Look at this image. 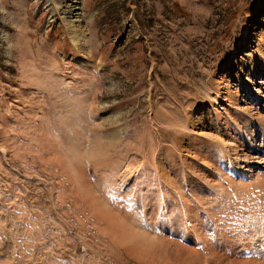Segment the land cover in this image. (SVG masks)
<instances>
[{"label": "rangeland", "instance_id": "374dc122", "mask_svg": "<svg viewBox=\"0 0 264 264\" xmlns=\"http://www.w3.org/2000/svg\"><path fill=\"white\" fill-rule=\"evenodd\" d=\"M76 3L0 0V264H143L93 191L146 233L245 260L260 198L215 171L216 140L235 141L241 172L217 168L235 185L264 177V0Z\"/></svg>", "mask_w": 264, "mask_h": 264}, {"label": "bare ground", "instance_id": "6f19581e", "mask_svg": "<svg viewBox=\"0 0 264 264\" xmlns=\"http://www.w3.org/2000/svg\"><path fill=\"white\" fill-rule=\"evenodd\" d=\"M77 1H78V3H76V5L81 4V0H77ZM69 24L70 23L67 21V25H69ZM224 135H226L228 137V139L227 140L226 139H222V137H220V139H219V136H218L217 139H219V140H216L217 141L216 144H217L218 147H220V146L224 147V150L226 151L227 157L225 155H222L220 157L219 165H218V163H216V164L218 165V167L221 165L220 167H222L224 171L229 172L230 170H232L233 174H236L238 172H241V170H242V168L240 166V164H241L240 160L241 159H239L238 157H235V159L230 158V155L232 156V153L233 154L235 153V155H236V144L234 143L235 141L233 140V137H231L228 134H224ZM262 137H263V140H264V134H262ZM249 143H250V145H249V147H250L249 150L250 151H254V152L258 151L257 150L258 148L254 147V145H253L254 144L253 140L251 142H249ZM99 151H101V150H99ZM101 155H103V153ZM205 165L208 166L207 163ZM79 166L80 165H78L76 167L78 168ZM82 167H84V166H82ZM217 168L216 169L214 168L215 171L221 177H224L223 179L227 180L228 182L230 180V185H233L232 187H235V189H240L241 187L242 188L243 187H247L246 191L243 190L244 192H248L250 194L251 193H253V194L256 193L257 194L256 197L258 198V200L260 198L259 203L261 204L263 202V204H261V206H259L260 204L258 202L257 203L259 205L257 203H255V204L253 203L254 205H258V206H256V209L252 206L253 204H251V206L253 208L251 206L249 207L251 209H254L253 210L254 214H253V217L250 216L251 217V221L249 220V222H248V225H249L250 229L246 228L247 230L244 231V234H246L247 237H249V239L247 241H245L246 240V239L244 240L245 236L243 238H241V241L243 242L242 243L243 245L241 246L243 249H241V250H242V254H244L245 250H250V254H252V255L250 256L248 254L249 257L246 256V258L242 256V258H245V260H243V259L242 260H239V259L233 260L232 258L221 256V255H219L218 252L214 251L213 248L210 247V245H207V247H205L204 252L202 254L201 252H199L197 250H193L191 248L190 249L186 248L185 246H182L179 243L166 240L165 238L159 237L157 235L155 236V235L146 233V232L142 231L141 229L136 228L137 226H135V224L132 223L134 221L132 220L131 217L128 218L126 216V214H124L123 212L122 213L120 211L117 212L118 210L116 211V210H113L112 208H110L102 200H99V198H98L99 196L97 197L96 196L97 194H95L94 191L92 192L93 194H91L89 188H92V187L87 188V186H89V185H87V183H86L85 189H88L89 192H87V193L85 192V193L87 194V197H89V199L92 198L91 199L92 208L97 210L96 213L98 212L97 214L96 213L95 214L99 218L102 217V219H105V221L104 220L103 221L106 222V224H107L106 225L107 226V230H109L110 233L120 243V245L126 249L128 254H131V256H133V258H137V260H139L138 258H141L142 260H144V261H142L144 263H145V261H155L156 260L159 263L167 262L168 264H172L170 262L171 258H169L168 254H167L168 252H170V254H172V255L174 254V256L176 257V260L178 261L179 264H181L182 261L184 262V260H187L189 264H207L208 262H210V263L212 262V263H215V264H221L222 261H224V259L226 260L227 264H264V257H263L264 254H262L264 252V208H263L264 207V177L256 179L255 182L250 184L249 186H248L249 183L248 184H244V183H239V182H238L237 185H235L234 184L235 179L233 177L229 176V174H231L230 173L231 171L229 172V174H225L226 175L225 176V175H223L224 173L222 174V171L220 170V168H219V170ZM76 170L74 172L76 173L75 176L78 178L77 175L80 176V174H78V172ZM211 172H213V170H211ZM214 177L217 178L216 174H215ZM244 177L245 176L243 175V178ZM219 178H218V180H219ZM79 180L81 181V185L82 186L85 185V184H83L84 181L82 183V179L80 177H79ZM76 181H78V180H76ZM76 183H77V186H78V184L80 182L79 183L76 182ZM218 183L219 182L214 183V184L219 186ZM81 185H80V187H82ZM230 185H229V187H230ZM81 189L84 190L83 187ZM222 190H224V189L222 188ZM226 190H228V189H226ZM88 193H90L91 198H90V195L88 196ZM175 195H177V193ZM179 197L181 198V195ZM249 199H251V198H249ZM161 202L163 203V201H161ZM181 203H183V202L181 201ZM163 206H164V204H163ZM183 206H184L183 219L185 221V224H187L189 226V227L188 226L186 227V231H188V230L194 231L195 238H199L198 237L199 236L198 229H196L197 228L196 224L198 223L196 214H195V217H194V215L192 214L193 210L188 208L187 207L188 205H186V204L185 205L183 204ZM191 207H192V204H191ZM203 214H204V212H203ZM212 216H213V214H212ZM213 217H215V216H213ZM214 219H216V218H214ZM205 220L207 222V219H205ZM211 221H213V219ZM208 226H211V225H208ZM159 228H161L160 229L161 231L165 229V231L168 230V232H169V230H171L169 227H164V226H161ZM205 228L206 227H204V229ZM207 229L210 230V228H207ZM184 234L187 235L188 233H184ZM184 237L185 236H183V238ZM177 238H179V237H177ZM186 239H185V242H186ZM197 240H199V239H197ZM194 245H196V244H194ZM253 252H256V253L254 254ZM253 254L255 255V258L252 259ZM183 255H185L186 259H183V257H184ZM222 258H224V259H222ZM173 260H175V259H173ZM149 263H151V262H149ZM154 263H156V262H154Z\"/></svg>", "mask_w": 264, "mask_h": 264}]
</instances>
